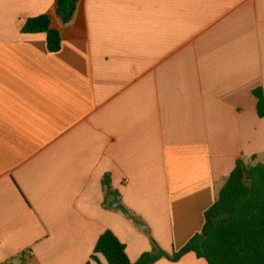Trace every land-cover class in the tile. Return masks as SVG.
<instances>
[{
    "label": "crops",
    "instance_id": "crops-1",
    "mask_svg": "<svg viewBox=\"0 0 264 264\" xmlns=\"http://www.w3.org/2000/svg\"><path fill=\"white\" fill-rule=\"evenodd\" d=\"M57 1L0 0V262L85 264L105 230L131 262L177 251L264 160V0H79L67 24ZM41 14L56 52L21 31Z\"/></svg>",
    "mask_w": 264,
    "mask_h": 264
},
{
    "label": "trees",
    "instance_id": "trees-1",
    "mask_svg": "<svg viewBox=\"0 0 264 264\" xmlns=\"http://www.w3.org/2000/svg\"><path fill=\"white\" fill-rule=\"evenodd\" d=\"M79 0H58L56 13L63 24L71 21ZM24 33L46 34V46L56 52L61 46L60 32L50 27L47 15L30 17L24 22ZM257 99L256 110L264 116V97L261 88L252 92ZM106 195L114 194L108 177L103 181ZM122 207V205H120ZM152 247L134 262L126 254L125 245L116 235L105 230L90 254V261L104 257L106 264H154L160 258L178 260L188 252L204 258L207 264H264V163L246 165L237 160L233 170L219 189L214 202L204 212L201 230L177 251H164L155 240Z\"/></svg>",
    "mask_w": 264,
    "mask_h": 264
},
{
    "label": "water",
    "instance_id": "water-1",
    "mask_svg": "<svg viewBox=\"0 0 264 264\" xmlns=\"http://www.w3.org/2000/svg\"><path fill=\"white\" fill-rule=\"evenodd\" d=\"M108 200L110 201L112 208H115V209L119 208V202L113 194H109ZM122 211L125 214L127 213L125 209H123ZM136 224L140 229L144 228V224H142V222L137 221Z\"/></svg>",
    "mask_w": 264,
    "mask_h": 264
},
{
    "label": "rangeland",
    "instance_id": "rangeland-1",
    "mask_svg": "<svg viewBox=\"0 0 264 264\" xmlns=\"http://www.w3.org/2000/svg\"><path fill=\"white\" fill-rule=\"evenodd\" d=\"M264 159V158H263ZM260 163H264V160H261ZM148 236V235H147ZM150 237V236H149ZM150 243L152 244V241H150ZM152 247V245H151Z\"/></svg>",
    "mask_w": 264,
    "mask_h": 264
},
{
    "label": "built area",
    "instance_id": "built-area-1",
    "mask_svg": "<svg viewBox=\"0 0 264 264\" xmlns=\"http://www.w3.org/2000/svg\"><path fill=\"white\" fill-rule=\"evenodd\" d=\"M0 264H10L9 262H0Z\"/></svg>",
    "mask_w": 264,
    "mask_h": 264
}]
</instances>
